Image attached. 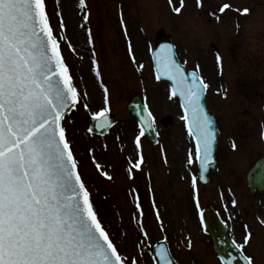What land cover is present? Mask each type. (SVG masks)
Here are the masks:
<instances>
[{
    "label": "rangeland",
    "instance_id": "rangeland-1",
    "mask_svg": "<svg viewBox=\"0 0 264 264\" xmlns=\"http://www.w3.org/2000/svg\"><path fill=\"white\" fill-rule=\"evenodd\" d=\"M203 1L198 8L195 0H45L79 94L63 127L96 214L127 264L130 257L155 264L152 247L160 239L179 264H221L200 219L208 206L255 262L264 257L256 219L264 216V197L251 194L246 180L264 157V0ZM223 2L252 6L239 31L229 11L210 20ZM165 38L209 87L221 134L207 186L198 181V150L182 106L152 68L155 44ZM135 95L155 116L156 145L127 109ZM103 112L114 125L106 135L90 132L85 117ZM167 115L174 120L164 126Z\"/></svg>",
    "mask_w": 264,
    "mask_h": 264
},
{
    "label": "water",
    "instance_id": "water-1",
    "mask_svg": "<svg viewBox=\"0 0 264 264\" xmlns=\"http://www.w3.org/2000/svg\"><path fill=\"white\" fill-rule=\"evenodd\" d=\"M154 61L159 77L182 100L200 149V180L207 183L218 133L204 85L180 65L171 43L158 45ZM76 102L44 0H0V264H123L92 208L62 130ZM129 109L156 141L147 107L135 98ZM90 123L105 133L111 121L105 116ZM248 182L253 193H264V159ZM202 220L223 264H251L218 212L205 209ZM154 255L157 264H177L164 241L155 245Z\"/></svg>",
    "mask_w": 264,
    "mask_h": 264
},
{
    "label": "flooded vegetation",
    "instance_id": "flooded-vegetation-1",
    "mask_svg": "<svg viewBox=\"0 0 264 264\" xmlns=\"http://www.w3.org/2000/svg\"><path fill=\"white\" fill-rule=\"evenodd\" d=\"M263 231H264V229H263ZM247 251H249V255L253 258V260H254V264H261L259 261L264 259L263 256L260 258V260H258V262H255V259H254L253 255H252L253 252H252L251 250H247ZM250 252H251V253H250ZM256 252H257V251H256ZM263 253H264V252H263ZM261 255H264V254H261ZM262 264H264V262H263Z\"/></svg>",
    "mask_w": 264,
    "mask_h": 264
}]
</instances>
